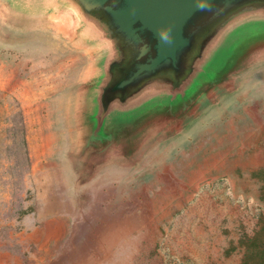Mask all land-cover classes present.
I'll list each match as a JSON object with an SVG mask.
<instances>
[{
    "label": "rangeland",
    "instance_id": "rangeland-1",
    "mask_svg": "<svg viewBox=\"0 0 264 264\" xmlns=\"http://www.w3.org/2000/svg\"><path fill=\"white\" fill-rule=\"evenodd\" d=\"M46 42L70 48L71 66L23 56ZM95 50L72 13L0 0V264H264V49L176 113L113 141L132 153L127 175L83 193L70 229L45 241L42 220L57 215L46 205L66 208L46 158V102L67 71L81 74L83 91ZM80 143L85 154L96 141Z\"/></svg>",
    "mask_w": 264,
    "mask_h": 264
},
{
    "label": "water",
    "instance_id": "water-1",
    "mask_svg": "<svg viewBox=\"0 0 264 264\" xmlns=\"http://www.w3.org/2000/svg\"><path fill=\"white\" fill-rule=\"evenodd\" d=\"M29 13H72L98 54L82 91L93 152L126 143L264 49V0H8Z\"/></svg>",
    "mask_w": 264,
    "mask_h": 264
},
{
    "label": "crops",
    "instance_id": "crops-1",
    "mask_svg": "<svg viewBox=\"0 0 264 264\" xmlns=\"http://www.w3.org/2000/svg\"><path fill=\"white\" fill-rule=\"evenodd\" d=\"M33 50L32 56L27 52L22 54L25 58L37 63L46 62L47 66L49 64L50 66H71L70 63L68 65L65 63V60L71 57L70 48H67L65 44L46 42L39 44ZM80 75L74 71H67L46 102L48 124L46 158L57 165L64 189L62 201L66 203V208L57 209V211H55L57 207L55 201L48 203L45 207L47 215L49 211L57 214L49 215L42 220L41 233L48 242L60 239L64 231L70 229L72 221L80 214L78 201L83 193L98 190L100 184L110 183L116 176L127 175V170L122 165H128L129 153H131L128 146L113 145L92 157L90 156L91 148L86 149L84 154L83 144L77 145L81 138L80 132L75 133L77 117L81 112L78 104L82 101L81 80L78 78ZM72 126L75 127L72 128ZM75 155L84 159V166L77 163ZM98 161L100 162L97 163Z\"/></svg>",
    "mask_w": 264,
    "mask_h": 264
},
{
    "label": "bare ground",
    "instance_id": "bare-ground-1",
    "mask_svg": "<svg viewBox=\"0 0 264 264\" xmlns=\"http://www.w3.org/2000/svg\"><path fill=\"white\" fill-rule=\"evenodd\" d=\"M54 225V224H53ZM58 225V224H57ZM111 226V225H110ZM108 227V226H107ZM113 228V227H112ZM116 228V227H115ZM105 229V228H104ZM119 230V229H118ZM105 231V230H104ZM104 231H102V233L104 232ZM106 231H108V230H106ZM123 231V230H122ZM99 232V231H98ZM123 232H125V231H123ZM122 233V232H121ZM98 234V233H97ZM119 234H120V232H119ZM114 235V234H113ZM99 237V236H98ZM115 237V236H114ZM112 238V237H111ZM109 242H110V240H109ZM109 244V243H108ZM111 245V244H110ZM44 250V249H43ZM89 255V254H88ZM87 256V255H86ZM93 258V257H92ZM91 258V259H92ZM83 261V260H82ZM91 261V260H90Z\"/></svg>",
    "mask_w": 264,
    "mask_h": 264
}]
</instances>
